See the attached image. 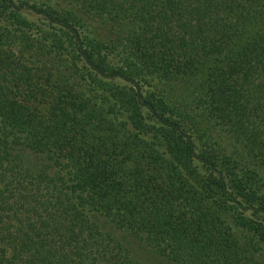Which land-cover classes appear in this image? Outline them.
Here are the masks:
<instances>
[{"label":"trees","instance_id":"obj_1","mask_svg":"<svg viewBox=\"0 0 264 264\" xmlns=\"http://www.w3.org/2000/svg\"><path fill=\"white\" fill-rule=\"evenodd\" d=\"M0 264H264V0H0Z\"/></svg>","mask_w":264,"mask_h":264}]
</instances>
